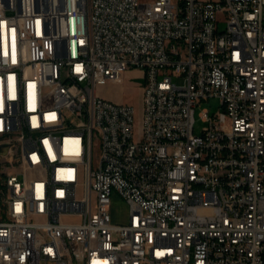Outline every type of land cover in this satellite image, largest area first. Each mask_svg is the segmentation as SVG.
I'll return each instance as SVG.
<instances>
[{
	"label": "built area",
	"instance_id": "1",
	"mask_svg": "<svg viewBox=\"0 0 264 264\" xmlns=\"http://www.w3.org/2000/svg\"><path fill=\"white\" fill-rule=\"evenodd\" d=\"M0 146V264H264V0H0Z\"/></svg>",
	"mask_w": 264,
	"mask_h": 264
},
{
	"label": "rangeland",
	"instance_id": "2",
	"mask_svg": "<svg viewBox=\"0 0 264 264\" xmlns=\"http://www.w3.org/2000/svg\"><path fill=\"white\" fill-rule=\"evenodd\" d=\"M175 82H179L175 79ZM146 83V75L140 70H130L124 76L122 84L101 87L98 92L101 96L105 97L116 103L129 104L135 107L136 119L141 116L143 105V87ZM209 110L211 114L218 113L220 109L219 100L212 98L210 100H202L195 109V133L200 134L205 123L202 121L200 114L203 110ZM3 159L0 158V163ZM3 162L1 167H6ZM128 207L124 200L120 197L114 198V217L117 221L123 223L127 219Z\"/></svg>",
	"mask_w": 264,
	"mask_h": 264
},
{
	"label": "water",
	"instance_id": "3",
	"mask_svg": "<svg viewBox=\"0 0 264 264\" xmlns=\"http://www.w3.org/2000/svg\"><path fill=\"white\" fill-rule=\"evenodd\" d=\"M3 152V146H0V153Z\"/></svg>",
	"mask_w": 264,
	"mask_h": 264
},
{
	"label": "crops",
	"instance_id": "4",
	"mask_svg": "<svg viewBox=\"0 0 264 264\" xmlns=\"http://www.w3.org/2000/svg\"><path fill=\"white\" fill-rule=\"evenodd\" d=\"M105 98V97H104ZM109 100V99H108Z\"/></svg>",
	"mask_w": 264,
	"mask_h": 264
}]
</instances>
